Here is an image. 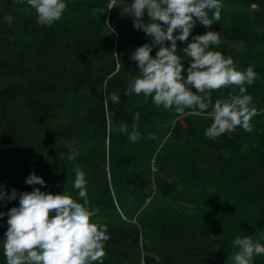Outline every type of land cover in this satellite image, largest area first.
I'll list each match as a JSON object with an SVG mask.
<instances>
[{
	"label": "trees",
	"instance_id": "1",
	"mask_svg": "<svg viewBox=\"0 0 264 264\" xmlns=\"http://www.w3.org/2000/svg\"><path fill=\"white\" fill-rule=\"evenodd\" d=\"M131 2L65 0L61 19L48 27L26 0H0V184L9 194L66 191L83 203L73 169L83 170L89 207L99 208L92 220L108 227L103 264H233L237 236L264 244V0H221L219 20L208 29L197 22L187 42L177 41L185 79L191 61L182 49L207 31L220 32L214 51L257 73L245 85L256 109L252 131L238 127L216 140L204 135L212 123L206 113L179 116L151 97L145 104L143 94L125 95L140 75L131 53L151 44L123 12ZM238 91L211 92L213 104ZM111 93L120 102L106 107ZM133 123L141 134L135 143L119 130L131 132ZM69 144L78 150L72 161ZM33 172L46 187L25 183ZM18 205L0 202V212ZM7 219H0V264ZM253 264H264V255Z\"/></svg>",
	"mask_w": 264,
	"mask_h": 264
},
{
	"label": "clouds",
	"instance_id": "2",
	"mask_svg": "<svg viewBox=\"0 0 264 264\" xmlns=\"http://www.w3.org/2000/svg\"><path fill=\"white\" fill-rule=\"evenodd\" d=\"M18 2L25 3V0ZM26 3L34 10L37 23L48 27L59 21L67 8L65 0H26ZM222 7L221 0H132L122 8L126 15L133 17L134 28L151 38V44L136 48L130 55L138 64L140 75L131 80L125 95L143 94L145 104L151 97L157 108L162 106L179 116H184L186 109L192 116L206 113L212 123L204 135L211 140L232 133L238 127L251 132V119L256 114L245 85H253L257 73L251 66L245 71L237 70L231 56L213 50V46L221 44L220 32L207 31L192 37V42L182 49L191 61L187 78L182 75L185 69L177 54V41L187 42L197 22L210 28L213 20L220 19ZM96 12L104 15L101 9H93V13ZM145 15L148 23L144 22ZM4 21L11 24L13 17L6 14ZM105 25L114 31L108 22ZM177 31L179 35H174ZM165 42H170V46H165ZM153 47L158 48L155 57L151 55ZM112 56L119 59L116 53ZM228 86H236L238 94L217 99L213 104L211 92ZM109 101L119 103L120 97L111 93L104 98L106 107ZM139 118L137 112L134 120ZM119 130L127 133L133 143L140 139L136 123L132 124L131 132L126 125H121ZM149 138L155 139L151 135ZM69 148L67 159L75 160L78 150L71 144ZM73 172V186L79 190L78 196L83 203L66 191L51 194L34 187L31 192L18 193L12 189L9 194L6 186L0 184V202L19 201L18 207H12L6 214L0 212V219L8 217L2 244L6 264H103L105 242L110 238L108 227L93 222L99 208L89 207L84 171L75 167ZM25 183L46 187L45 181L34 172ZM232 244L237 249L231 257L233 264H253L255 256L264 255V244L250 236H237Z\"/></svg>",
	"mask_w": 264,
	"mask_h": 264
}]
</instances>
